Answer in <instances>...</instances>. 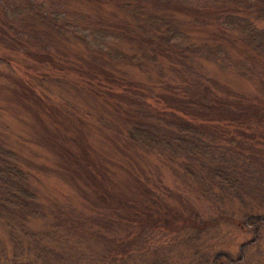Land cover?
<instances>
[{
  "label": "rangeland",
  "instance_id": "rangeland-1",
  "mask_svg": "<svg viewBox=\"0 0 264 264\" xmlns=\"http://www.w3.org/2000/svg\"><path fill=\"white\" fill-rule=\"evenodd\" d=\"M234 44L237 51L245 46ZM258 56L248 65L224 61L229 71L220 63L202 70L257 102L264 98V52ZM18 78L8 77L11 92L0 88V135L36 175L37 198L28 212L0 213V264H212L216 254L230 260L222 264H264V222L259 229L242 225L246 215H264V117L245 141L229 130H201L206 146L188 153L164 148L162 155L122 144L117 115L95 125L99 106L59 79L35 83L51 109L37 117L20 100ZM73 155L100 176L73 169Z\"/></svg>",
  "mask_w": 264,
  "mask_h": 264
},
{
  "label": "trees",
  "instance_id": "trees-1",
  "mask_svg": "<svg viewBox=\"0 0 264 264\" xmlns=\"http://www.w3.org/2000/svg\"><path fill=\"white\" fill-rule=\"evenodd\" d=\"M263 6L249 0H0V75L6 79L0 88L11 92L8 77H19L20 100L38 117L42 108L49 115L51 109L35 83L49 78L72 84L99 106L95 125L110 123L105 114L117 115L122 144L162 155L164 148L188 153L206 146L205 130H229L234 139L247 135L238 138L245 141L261 128L264 98L237 97L202 67L258 58L264 52ZM235 42L244 48L235 50ZM167 73L175 79L163 77ZM76 158L73 169L100 176L93 163L83 167ZM36 181L0 135V213L28 212ZM263 222L264 215H246L242 225L259 229ZM222 260L230 261L216 254L211 263Z\"/></svg>",
  "mask_w": 264,
  "mask_h": 264
}]
</instances>
